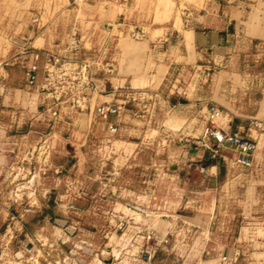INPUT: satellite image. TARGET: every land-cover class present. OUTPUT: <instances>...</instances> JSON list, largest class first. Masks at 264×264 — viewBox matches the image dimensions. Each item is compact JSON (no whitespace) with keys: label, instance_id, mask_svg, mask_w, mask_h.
Segmentation results:
<instances>
[{"label":"rangeland","instance_id":"1","mask_svg":"<svg viewBox=\"0 0 264 264\" xmlns=\"http://www.w3.org/2000/svg\"><path fill=\"white\" fill-rule=\"evenodd\" d=\"M122 3L126 22L107 27L125 51L127 81L157 64L158 84L125 86L115 102L96 104L111 89L107 81L117 80L116 48L43 51L32 85L11 81L29 87L30 113L44 116L10 122L30 131L14 133L11 157L0 169V264H264V150L258 166H222L216 180L202 160L211 159L203 137L207 110L219 108L212 94L249 114L246 95L264 89V38L256 32L264 31V0ZM36 7L37 0H10L0 9L36 14ZM171 11L179 32L135 52L133 45L149 38L129 18L148 20L152 12L162 21ZM183 31L204 37L194 47ZM215 46L227 48L225 59L217 61ZM221 71L233 75L229 85ZM183 97L187 108L173 111L171 101ZM102 106L115 112L104 117ZM2 111L0 103L4 122ZM234 154L225 148L211 160ZM212 188L215 213L198 212L213 205L203 194Z\"/></svg>","mask_w":264,"mask_h":264},{"label":"crops","instance_id":"2","mask_svg":"<svg viewBox=\"0 0 264 264\" xmlns=\"http://www.w3.org/2000/svg\"><path fill=\"white\" fill-rule=\"evenodd\" d=\"M8 1L10 0H0V6L5 5ZM124 5L122 0H54L51 3H46L45 0H37L36 14L13 11L5 15L1 13L3 9H0L2 33L8 38L7 48L5 51H0V103L5 108V112H2L7 116V120L0 121V169L6 166L11 157L12 148L15 146L12 139L14 133L30 131L27 126L10 125V122L18 120L24 124L30 118H42L44 116L38 109L35 110L37 114L36 112L30 113L33 110L30 109L29 105V87L24 86L22 89H17L11 82L26 81L25 68L29 65L30 58L25 54V49L38 53L50 51L68 55L76 53L88 55L91 53H110L116 48L117 80L107 81L110 82L111 89L105 94L97 95L95 103L99 105L115 102V91L123 90L126 88L125 86H129L133 90H142L158 84L157 64L144 78L141 76L135 81H127L129 78L125 75V70H127L125 57L121 61V53H125V51L121 49L119 42L114 44L112 40V35L115 34L114 29L107 27L115 22L118 23L117 27H120L122 23L126 22L124 15H122ZM129 20L131 24L140 27L146 37L149 38L144 42H136L133 45L135 52H145L150 47L149 42L179 32L174 23L172 11L162 21H158L152 12L149 13L148 20L136 19V17H130ZM201 21H207V19L204 18ZM181 27L184 29L183 24ZM256 32L260 34L258 38H264V31L257 29ZM184 33L190 36L194 47L197 40L204 37L203 34L194 31ZM54 40H58L55 42L59 43L55 44ZM214 51L217 61L225 59V54L229 53L226 47L218 48L215 46ZM181 54L184 61L189 52L186 50ZM39 68H41L40 65ZM218 75L221 81H226V85H229L227 81L234 79L233 75L228 72L221 71ZM246 96L251 108L249 114H238L234 111L231 99L220 92L213 93L209 101L216 102L219 107L217 108L219 116L216 119V126L219 129L225 132L238 133L255 141L256 149L251 157V163L252 166H258L260 164V161L257 160L258 150H264V133H259L258 130L254 129L253 123L264 120V89L248 93ZM36 97L42 99V94L37 92ZM185 100H187L186 97L171 101L170 108L173 111L185 110L187 108ZM198 100L200 99L197 98ZM194 159L195 157H192L190 161ZM233 159L232 155L230 159L223 157L219 161L205 158L202 160L205 162L203 166L209 172V176L216 180L222 166H236ZM217 190L212 188L203 192L208 197H213V205L209 206L207 210H198V212H204L208 215L215 213ZM124 209L128 210L126 207Z\"/></svg>","mask_w":264,"mask_h":264},{"label":"built area","instance_id":"3","mask_svg":"<svg viewBox=\"0 0 264 264\" xmlns=\"http://www.w3.org/2000/svg\"><path fill=\"white\" fill-rule=\"evenodd\" d=\"M136 36L138 37L139 34ZM24 52L30 58L29 65L25 68L26 81L28 85H32L38 70L36 62L41 58L42 53L31 52L28 49H25ZM98 111L104 117L115 112L107 106L98 108ZM218 116L219 111L216 108L210 107L207 110V121L209 124L204 129L203 137L205 139L204 147L209 152L211 159H215L223 149L228 148L235 153L233 163L236 166L249 167L251 165V157L256 149L255 141L241 134L225 132L219 129L216 126ZM253 127L256 130H264V120L254 121ZM147 238L149 239V237Z\"/></svg>","mask_w":264,"mask_h":264}]
</instances>
